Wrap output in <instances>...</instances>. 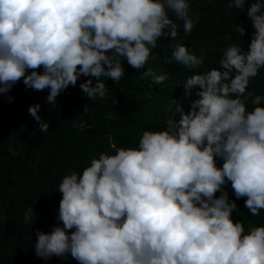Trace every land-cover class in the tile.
<instances>
[{"label": "clouds", "instance_id": "9594fccd", "mask_svg": "<svg viewBox=\"0 0 264 264\" xmlns=\"http://www.w3.org/2000/svg\"><path fill=\"white\" fill-rule=\"evenodd\" d=\"M225 7L246 14L247 48L225 33L230 43L217 67L183 79L185 96L198 86L187 112L172 98L162 129L147 128L135 146L113 145L114 152L63 175L55 189L62 224L36 230L37 256L70 253L79 264H264V224L246 230L234 222L237 204L228 196L230 188L236 199L246 197L253 216L264 210V96L247 89L264 67V0H227ZM193 17L189 0H0V94L21 81L25 89L47 88L54 106L83 75V94L103 98L101 78L119 81L125 61L162 83L168 73L149 63L158 38L171 43L165 63L189 71L204 63V49L197 55L183 38L171 39L176 21L190 34ZM235 33L244 35V22ZM39 109L35 103L27 111L43 133L48 121ZM33 215V207L25 209L24 221L32 224Z\"/></svg>", "mask_w": 264, "mask_h": 264}, {"label": "trees", "instance_id": "16d2710c", "mask_svg": "<svg viewBox=\"0 0 264 264\" xmlns=\"http://www.w3.org/2000/svg\"><path fill=\"white\" fill-rule=\"evenodd\" d=\"M226 2L189 0L190 14L195 13L198 19L193 17L195 23L188 35L183 32V22L176 21L178 36L171 39L183 38L182 42L197 55L200 49L205 50L204 63L197 69L189 71L176 62L165 63L171 43L164 37L158 38L153 49L156 57L149 61L154 70L168 73V79L162 83H153L150 77L142 76L143 68L135 70L125 61V75L119 81L101 78L107 88L103 98L89 99L83 94L79 83L88 78L83 75L75 86L69 85L57 96L54 106L46 102L47 88L25 89L21 81L6 95L0 94V264H79L70 253L41 258L34 251L37 229L49 232L54 224H62L55 220L61 198L55 190L58 183L63 175L81 171L101 151L112 153L113 145L135 146L143 130L162 129L172 113V109L165 112L172 98L187 112L198 86L185 96L183 79L192 72L217 67L214 60L230 43L223 39L225 33H229L233 42L242 40V47L247 48L252 29L246 22V14L239 9H227ZM242 22L245 33L240 37L239 33L233 34V28ZM92 83L95 84V78ZM247 89L253 95L264 96V67L250 79ZM7 95L13 97L11 102L7 101ZM35 103L40 104L38 113L48 121V130L43 133L27 111ZM246 107L250 109L252 105L248 103ZM221 163L218 160L217 166ZM219 194L217 191L214 196ZM228 196L237 204L232 213L234 222L239 219L246 230L250 224H264V210L253 216L244 206L246 197L236 199L230 188ZM29 207L36 213L32 224L23 219V212Z\"/></svg>", "mask_w": 264, "mask_h": 264}]
</instances>
